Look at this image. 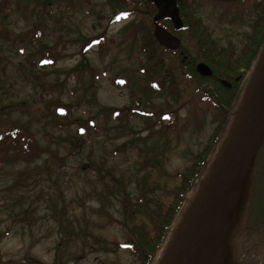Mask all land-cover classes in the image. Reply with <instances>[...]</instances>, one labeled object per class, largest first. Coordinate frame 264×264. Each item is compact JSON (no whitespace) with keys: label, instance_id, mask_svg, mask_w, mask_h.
<instances>
[{"label":"rangeland","instance_id":"rangeland-1","mask_svg":"<svg viewBox=\"0 0 264 264\" xmlns=\"http://www.w3.org/2000/svg\"><path fill=\"white\" fill-rule=\"evenodd\" d=\"M185 1L197 10L190 19L200 18L221 40L225 53L211 47L227 66L252 32L247 13L229 2ZM120 9L113 0H0V112L26 128L37 146L30 160L14 152L6 157L0 149V264H140L124 246L129 229L153 228L152 213L173 202L180 175L208 153L227 121L225 135L237 111L250 76L237 94L235 88L219 89L229 111L223 113L198 92L197 69L181 67L179 52L164 54L179 84L175 100L171 90L152 88L140 70L147 57L134 25L144 19L154 34L158 9L149 13L141 4L126 16ZM162 24L181 39L189 35L175 31L171 21ZM191 43L185 45L196 58L192 63L205 60ZM230 75L222 77L231 81ZM208 160L171 231L206 176ZM245 193L244 185V207ZM167 236L162 246L171 242ZM246 251L264 264V254L231 244L223 264L241 262ZM162 255L158 251L151 264Z\"/></svg>","mask_w":264,"mask_h":264},{"label":"trees","instance_id":"trees-1","mask_svg":"<svg viewBox=\"0 0 264 264\" xmlns=\"http://www.w3.org/2000/svg\"><path fill=\"white\" fill-rule=\"evenodd\" d=\"M113 2L117 8H121V15L124 16H126L127 14H131L132 11H137V8L141 4H144L145 9L149 10V13L151 12V10H155V4L151 0H113ZM126 7L131 8L126 9ZM118 13L119 12H116L114 14V20L116 19ZM186 23V27H190V25L192 24L198 25L196 28L198 30L197 36H195V31L193 30V35L189 37L190 41H195H192V46H196L195 48L199 52L204 54V56L208 55L209 57H211V54L213 52L211 46L213 45V43L209 39L210 37L208 35L206 37L207 31L201 25L199 20H195L192 18L189 19ZM149 24L150 23H147L146 20L142 19L141 21L136 22V24L134 25V33L142 43L141 47L147 57V63H143L142 61L139 62L140 65H143L140 70L143 74H145V78L147 79V81L152 82L151 86L155 90L163 93L171 90L169 94L171 95V101H173L175 100L174 96L178 95L177 93L179 84L177 81V77H175L173 67H170L168 65L165 66L164 54L167 52V49L160 46V44L154 37L153 29ZM40 29L41 28L38 27L37 31H33L34 33L32 36V41L36 44L41 40V36L39 33L41 32ZM202 38H207V40H203V42H201L200 40ZM217 56L220 55L218 54ZM144 64L146 65V67H144ZM194 65L195 64L193 63L191 67L195 72ZM189 73L192 72L189 71ZM188 75L190 77V74ZM195 76H197V90L200 94L203 95L202 97H209L223 113H229V111L222 106V98H220L221 93L219 92V89L225 87L219 82L216 76ZM192 78L193 80L195 79L194 76L191 77V79ZM163 114L166 115V113ZM235 114L236 111L233 113V118L235 117ZM2 115L3 114L0 112V149L2 150V152L6 155V157H9L11 152H14V154L17 157H20V159H32L37 152L36 140L34 136L26 128L18 125L17 122L12 121L10 118H5ZM66 115L67 113H64L65 118ZM233 118L231 120V123L233 121ZM231 123L225 131L224 135L223 131L225 130L224 128L226 127L227 121L224 122V125L215 132L213 139L210 140L209 145L206 148L207 151L209 150L208 153H202L197 158V162L196 164H194L191 171H186L180 175V185L177 186L173 191V202L164 210L152 213L151 223L153 228L150 230L142 226L140 227V229L136 227L129 229L130 236L124 246L130 249L132 253L137 256L140 264H151L154 256L158 253V251L164 255L168 247V243H166L165 246H162V244L164 243V241H169L167 239V235H169V233H171V240L173 237L172 235L176 230L175 229L171 231V224L173 220L181 210L183 204H185L187 195L189 193L190 195L191 193H193L194 195V187L198 184L197 179L203 163L206 160L210 159L212 153L214 152L215 155L213 159H211V162L210 160L207 161L208 167L206 172L208 171L209 166L212 165V162L214 161L222 143L226 138V133L228 132ZM91 125L94 126L95 123L92 121ZM261 150L262 149H260V151ZM246 184L248 185L249 189L247 188ZM244 185L246 188V206H240V200L243 196L242 191L237 206V213L234 218L235 225L231 235V245L240 249L250 248L256 255H261L264 254V158H260V153H258L254 167ZM188 197L186 200H188ZM124 198V204L126 206V203L129 201V197L125 196ZM126 207H128V209L130 210L131 208H133V204ZM239 210L240 212L242 211L241 214H238ZM129 212L130 211H128V213ZM132 212L133 210H131V213L129 214L131 215ZM130 215H128V217H130ZM161 259L162 257L160 258L159 263Z\"/></svg>","mask_w":264,"mask_h":264},{"label":"water","instance_id":"water-1","mask_svg":"<svg viewBox=\"0 0 264 264\" xmlns=\"http://www.w3.org/2000/svg\"><path fill=\"white\" fill-rule=\"evenodd\" d=\"M151 1L158 9L154 16L156 39L165 48L177 50L181 39L158 22L170 18L176 30L183 28L178 1ZM197 70L204 76L213 74L203 62ZM222 82L231 86L227 80ZM263 142L264 48L227 136L159 264H223L239 198Z\"/></svg>","mask_w":264,"mask_h":264},{"label":"flooded vegetation","instance_id":"flooded-vegetation-1","mask_svg":"<svg viewBox=\"0 0 264 264\" xmlns=\"http://www.w3.org/2000/svg\"><path fill=\"white\" fill-rule=\"evenodd\" d=\"M216 1L219 2L220 5H222L224 2H229L233 9L235 7H239L241 11L243 10L244 13H247V14H244L243 16L246 17L248 23L252 24V25H250L251 27H248L247 32H250V30H252V32L250 34L248 33V35H247L248 41L243 45V50L241 51V54H239L238 57H236V58L235 57L231 58L229 61V64L227 66L224 65V61H221L219 59V56H217L218 55L217 52L216 53L212 52L211 57H209L207 55V56H203V58L205 60H200V61L197 60L198 62L194 65V67L197 69V65L201 62L207 64L208 66L211 65L210 67L213 71V74L210 76H212V77L216 76V78L219 80V82L227 88H230V89L235 88L233 92L235 94H237V92H235V91H238L239 89H240L239 92L242 91L241 85L245 81V78H247L249 75L250 77H249L248 82H247V85H248L250 78L252 76V73L254 71V68H255V66L258 62V59L262 53V50L264 48V0H216ZM221 1H223V2L221 3ZM242 1L247 3V6L244 5ZM196 5L198 7V4H196ZM178 6L180 9L181 17H182L183 22H184V27L181 30H177V31L178 32H180V31L181 32H189V35L184 36L183 39L180 38L181 39V45H180L179 49H177L175 51H178L180 53V55L182 56L181 67L188 68V65H189L190 70L192 71L193 68L191 67V65H193V63H192L193 61H196V58H194L191 55L192 50H190L188 48V46H186L185 44H186V42L190 41L189 37L193 35V33H192L193 30L195 31L194 32L195 36H197L198 30L196 28L198 25L192 24V25H190V27L189 26L186 27V24H187L186 22L191 18L190 13H192V14L194 13L195 15H197V12H196L197 10L188 9V8H191V6L186 4L185 0H178ZM222 8H224V7H222ZM226 11H227V9H226ZM234 19L235 18H233L232 21H234ZM197 20H200V18L197 17ZM167 21H168V19H167ZM169 21H171V20H169ZM161 25H163V24H161ZM163 26L165 28H167L172 34L178 36L176 32H174L173 30H170L165 25H163ZM173 27H174V25H173ZM204 29L206 31H208V33H209L208 34L206 32V37H207V35L210 37L209 39L213 43L212 46H216L219 50H221L223 53H225L226 51L223 48L218 47L221 40L214 39L213 34H212V29L208 28V27L207 28L204 27ZM174 30L176 31L175 27H174ZM213 32H216V30ZM203 40H207V38H202L200 41L203 42ZM192 41L193 40H191V42ZM183 42H184V45H183ZM199 54L201 55L202 53L199 52ZM231 73H234L235 76H234L233 80L228 81L231 84V86L229 87V86L225 85L222 82V80L226 79V78H224L225 76L230 77ZM222 76H224V77H222ZM247 85H245V88H244L245 90H246ZM245 90L243 92H245ZM243 95H244V93L242 94V98H243ZM242 98H241V102H242ZM241 102H240V104H241ZM261 149L262 150L259 152L260 158H264V142H263Z\"/></svg>","mask_w":264,"mask_h":264},{"label":"bare ground","instance_id":"bare-ground-1","mask_svg":"<svg viewBox=\"0 0 264 264\" xmlns=\"http://www.w3.org/2000/svg\"><path fill=\"white\" fill-rule=\"evenodd\" d=\"M235 264H260L248 251H246V256L243 257L241 262Z\"/></svg>","mask_w":264,"mask_h":264}]
</instances>
